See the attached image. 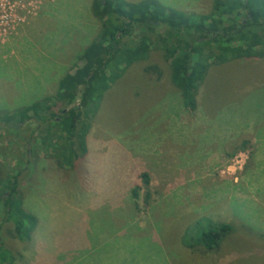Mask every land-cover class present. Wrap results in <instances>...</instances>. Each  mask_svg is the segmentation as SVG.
Masks as SVG:
<instances>
[{"label": "rangeland", "instance_id": "rangeland-1", "mask_svg": "<svg viewBox=\"0 0 264 264\" xmlns=\"http://www.w3.org/2000/svg\"><path fill=\"white\" fill-rule=\"evenodd\" d=\"M91 1L43 0L4 38L0 114L55 95L99 30ZM159 1L195 18L212 0ZM196 103L153 38L85 115L73 165L46 125L0 121V177L22 170L37 217L23 242L3 227L13 264H264V57L211 64ZM202 217L234 226L217 248L199 243Z\"/></svg>", "mask_w": 264, "mask_h": 264}, {"label": "trees", "instance_id": "trees-1", "mask_svg": "<svg viewBox=\"0 0 264 264\" xmlns=\"http://www.w3.org/2000/svg\"><path fill=\"white\" fill-rule=\"evenodd\" d=\"M91 11L99 30L77 55L76 65L59 79L55 95L0 114V121L12 127L46 125L62 142L69 165L86 152L85 115L95 112L97 101L128 66L147 56L153 38L189 110L197 106L199 84L211 64L264 57V0H212L210 11L195 18L159 0H92ZM9 173L0 177V264L15 260L2 238L3 227L10 224L11 236L23 242L37 224L18 196L22 170ZM198 221L199 243L209 250L234 229L231 223L207 217Z\"/></svg>", "mask_w": 264, "mask_h": 264}, {"label": "built area", "instance_id": "built-area-1", "mask_svg": "<svg viewBox=\"0 0 264 264\" xmlns=\"http://www.w3.org/2000/svg\"><path fill=\"white\" fill-rule=\"evenodd\" d=\"M43 0H0V43L15 30L18 21L32 13Z\"/></svg>", "mask_w": 264, "mask_h": 264}]
</instances>
